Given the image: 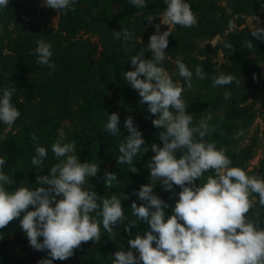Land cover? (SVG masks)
Listing matches in <instances>:
<instances>
[{
    "label": "trees",
    "instance_id": "trees-1",
    "mask_svg": "<svg viewBox=\"0 0 264 264\" xmlns=\"http://www.w3.org/2000/svg\"><path fill=\"white\" fill-rule=\"evenodd\" d=\"M185 2L190 4L197 24L190 28L173 26V32L168 37L166 59L160 66L170 70L171 59L177 56L184 57L191 67L202 66L205 79L195 76L193 91L188 88L183 93V99L189 105L188 114L193 110H203L201 117L198 115L201 119L211 111L213 120L210 123H218L219 127L205 139L214 141L217 148L227 149L231 166L245 170L248 175L264 178V155L254 169H248L254 154V143L238 151L230 149L242 137L236 135L239 130L243 129L245 133L256 119L257 113L248 101L253 99L259 104L264 103V39H257L246 30L227 33L221 49L229 66L222 73L234 75L240 84L234 81L217 87L212 86V81L221 73L213 69V61L205 53L208 46L200 50L196 45L197 39H211L227 30L230 15L225 12L222 3L238 16H264V0ZM40 3L41 0H9V6L0 10V96L4 88L16 87L12 103L21 113L13 129L6 130L7 126L0 122V135L7 137L0 141V157L6 159L3 171L14 180V184L8 186L10 191L19 186L35 189L38 187L37 176L47 175L50 168L59 162L51 151V145L61 133L66 137L65 143L74 141L75 154L81 162H95L100 166L97 177L89 178L85 187L102 198L113 194L128 195L129 199L121 201L125 223L136 220V228L130 234L123 224L118 225L114 228L116 234L113 238L101 225L99 242L82 243L72 257L55 260L53 264H113V255L118 249L129 250L127 241L136 233L143 235L148 230L145 222L132 215L131 204L133 201L138 206L143 203L133 192H138L141 185L149 183L150 170L146 165L154 153L149 147L146 154L134 158L133 165L116 163L120 155L119 144L129 134L124 126L125 118H133L147 145L155 143L163 146L158 138L162 129L154 127L151 122L156 117L149 114L146 105L139 103L138 92L127 84L123 74L134 70L130 57L139 50L145 51L144 59H151V52L146 48L155 28L147 19L162 14L167 5L164 0H145L144 8L133 6L129 0H76L73 10L63 14L39 7ZM53 16L57 17L56 27L50 23ZM123 28L133 33L130 45L115 35ZM89 36L95 37L97 42L90 41ZM39 39L52 44L54 70L37 63L34 49ZM249 40H252L251 49L246 46ZM226 43L233 45V49L226 48ZM129 47L130 50L126 51ZM254 74L258 77L256 81ZM225 91L231 93V99L225 100ZM112 113L120 117V135L113 136L104 130L108 115ZM200 119H194L193 125L198 124ZM33 133L38 137V144L48 151L44 169L39 172L31 164L37 146L31 139ZM131 167H136L138 172L129 171ZM106 171L117 174L118 182H114L111 189L105 188L102 179ZM212 174L206 172L204 178ZM180 190L174 186L175 193ZM154 194L170 206L178 199V195L163 191L159 184L154 188ZM257 211L259 217L256 219L264 228V207L257 203L249 217L255 218L253 213ZM166 214H171V210ZM0 233L3 234L0 246L24 247L28 251L29 264H38V261L47 258L46 251H37L30 246L19 219L0 229ZM39 239L42 242L43 238Z\"/></svg>",
    "mask_w": 264,
    "mask_h": 264
},
{
    "label": "clouds",
    "instance_id": "clouds-1",
    "mask_svg": "<svg viewBox=\"0 0 264 264\" xmlns=\"http://www.w3.org/2000/svg\"><path fill=\"white\" fill-rule=\"evenodd\" d=\"M75 3L76 0H42V7L67 14ZM129 3L137 8L146 7L145 0H129ZM164 3L167 7L160 18L161 24L189 28L197 24V17L185 0H164ZM8 6L9 0H0V10ZM153 19L147 20L151 23ZM251 34L264 39V28H256ZM115 35L129 45L133 37L127 28L116 31ZM170 35L169 30L161 33L160 24H156L146 48L151 52V59H144L145 51L139 50L130 57L134 70L123 74L127 84L138 92L139 103L146 105L149 114L156 117L151 122L162 129L158 138L163 146L147 145L133 118H125L124 126L129 134L119 144L116 163L133 165L134 158L146 154L149 147L154 153L146 165L150 170L149 183L133 192L143 203L138 206L133 201L131 204L132 215L145 222L148 230L143 235L136 233L127 241L129 250L118 249L113 255V264H264V228L256 219L259 212L253 213L255 218L249 217L257 203L264 207V178L231 166L227 149L217 148L214 141L205 139L219 127L218 123H210L211 111L193 125V115L188 114L189 105L183 99L184 88L174 83L160 66L166 59ZM224 46L233 49L230 43ZM246 46L251 49L252 40L247 41ZM51 49V43L39 39L34 52L37 63L54 70ZM128 50L130 47L126 48ZM176 68L191 89L193 72L179 59ZM195 76L205 79L202 66L195 67ZM253 79L256 81L258 77L254 74ZM234 81L240 84L234 75L221 73L213 78L212 86H226ZM15 91L16 87L4 88L0 96V122L7 126L6 130H10L21 115L12 103ZM224 98L231 99V93L225 91ZM119 122L117 113L108 115L104 130L113 136L120 135ZM236 135L243 136V129ZM6 139V135H0V141ZM31 139L37 143L31 164L39 172L44 169L48 151L38 144L35 133ZM65 139L61 133L51 145L59 162L47 175L37 176L35 189L19 186L10 191L8 186L14 184V180L3 171L6 159L0 157V229L19 219L30 246L47 252V258L38 264L66 260L82 243L99 242L101 225L113 238L118 225L123 224L130 234L136 228V220L125 223L121 201L129 196L122 193V196L113 194L102 198L86 188L89 178L97 177L100 166L95 162H81L75 154V142L65 143ZM129 171L137 173L138 169L131 167ZM206 172L213 174L205 179ZM102 179L108 189L118 182L115 172L106 171ZM157 184L163 191L178 195L174 205L170 206L154 194ZM174 186L181 189L178 194ZM169 209L171 214H166Z\"/></svg>",
    "mask_w": 264,
    "mask_h": 264
},
{
    "label": "rangeland",
    "instance_id": "rangeland-1",
    "mask_svg": "<svg viewBox=\"0 0 264 264\" xmlns=\"http://www.w3.org/2000/svg\"><path fill=\"white\" fill-rule=\"evenodd\" d=\"M222 6H224L225 8V12L228 15H230L227 23V30L222 35L215 36L211 39L196 40V45L198 49L202 50L208 46L205 53L211 57L214 63L213 69H215L219 73L224 72L229 66L228 59L221 49V43L223 42L224 37L227 35V33L233 31H243V30L252 32L256 28H264V16H246V17L238 16L232 14L230 10L226 7L225 3H222ZM39 7H42V0ZM160 18H162V14H159L156 17H154V19L152 20L151 27L155 28L156 24H160L161 33L167 30L173 32V26H167L161 24ZM50 23L53 27H56L57 17L53 16ZM89 39L94 43L97 42V39L95 37L89 36ZM178 59L181 60L183 63H185L186 66L189 68V70L193 72L192 91L195 85L194 79H196L195 67H191L189 63L186 61V59L182 56H177L171 59L172 66L170 70L167 71V73L171 76L174 83H179V85L184 88V94H185V92L188 90V87L184 78L179 76L178 69L176 68V61ZM248 105L252 106L253 109L256 111L257 113L256 119L254 120L252 125L246 129L241 139L230 149L234 151H238L244 146L251 145V143H254L253 144L254 154H253V158L249 162V167H248L249 170H252L258 165L259 159L264 155V103L259 104L253 99H250L248 101ZM202 112L203 110H201L200 112L198 110L197 111L193 110L190 114L193 115V120L194 119L199 120L200 118L198 117V115L201 117ZM11 129H13V126ZM27 255H28V251L22 246H18V245H12L6 247L0 246V264H29L27 262Z\"/></svg>",
    "mask_w": 264,
    "mask_h": 264
}]
</instances>
